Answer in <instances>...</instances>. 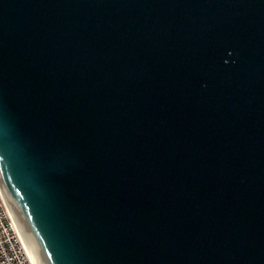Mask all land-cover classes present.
I'll return each instance as SVG.
<instances>
[{
    "label": "water",
    "instance_id": "1",
    "mask_svg": "<svg viewBox=\"0 0 264 264\" xmlns=\"http://www.w3.org/2000/svg\"><path fill=\"white\" fill-rule=\"evenodd\" d=\"M0 190L36 264H264V0H0Z\"/></svg>",
    "mask_w": 264,
    "mask_h": 264
},
{
    "label": "built area",
    "instance_id": "2",
    "mask_svg": "<svg viewBox=\"0 0 264 264\" xmlns=\"http://www.w3.org/2000/svg\"><path fill=\"white\" fill-rule=\"evenodd\" d=\"M0 264H36L1 190Z\"/></svg>",
    "mask_w": 264,
    "mask_h": 264
}]
</instances>
